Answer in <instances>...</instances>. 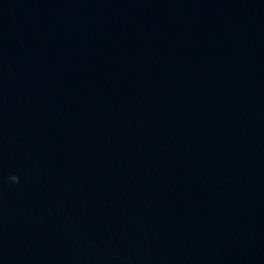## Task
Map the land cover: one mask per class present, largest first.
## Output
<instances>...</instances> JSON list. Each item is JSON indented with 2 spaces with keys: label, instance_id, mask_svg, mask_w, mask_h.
Listing matches in <instances>:
<instances>
[{
  "label": "water",
  "instance_id": "1",
  "mask_svg": "<svg viewBox=\"0 0 264 264\" xmlns=\"http://www.w3.org/2000/svg\"><path fill=\"white\" fill-rule=\"evenodd\" d=\"M0 264H264V0H0Z\"/></svg>",
  "mask_w": 264,
  "mask_h": 264
}]
</instances>
